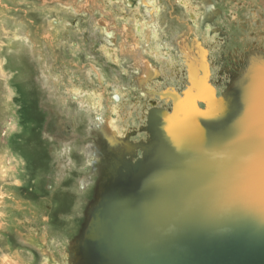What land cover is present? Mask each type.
<instances>
[{
  "label": "rangeland",
  "instance_id": "rangeland-1",
  "mask_svg": "<svg viewBox=\"0 0 264 264\" xmlns=\"http://www.w3.org/2000/svg\"><path fill=\"white\" fill-rule=\"evenodd\" d=\"M129 1L0 0V264H72L71 246L111 165L110 152L141 155L133 143L146 138L143 70L171 79L176 73L166 64L178 67L183 82L153 88L181 91L193 48L208 50L209 60L218 55L196 27L202 0H189L191 10L179 0H154L159 12ZM212 1L222 13L237 14L226 27V60L219 72L220 63H210L211 75L239 78L246 53L239 41L254 26L246 14L260 20L264 7L260 0ZM191 11L196 18L189 23ZM166 48L174 59L156 56ZM202 69L195 65L192 76ZM161 94L158 103L168 105Z\"/></svg>",
  "mask_w": 264,
  "mask_h": 264
},
{
  "label": "water",
  "instance_id": "water-1",
  "mask_svg": "<svg viewBox=\"0 0 264 264\" xmlns=\"http://www.w3.org/2000/svg\"><path fill=\"white\" fill-rule=\"evenodd\" d=\"M170 97L140 156L110 152L72 264H264V64L205 109Z\"/></svg>",
  "mask_w": 264,
  "mask_h": 264
},
{
  "label": "flooded vegetation",
  "instance_id": "flooded-vegetation-1",
  "mask_svg": "<svg viewBox=\"0 0 264 264\" xmlns=\"http://www.w3.org/2000/svg\"><path fill=\"white\" fill-rule=\"evenodd\" d=\"M148 1V0H147ZM181 3V0H179ZM210 3V5L213 7V11L214 14L211 15L212 18L209 16V18L206 15V3ZM131 2H134V0H132ZM141 4L145 3L144 5L147 6V10L149 8V11L152 10L151 12H153L154 10V6L152 4V2L147 3L146 0H140L139 1ZM154 2V0H153ZM156 3V2H154ZM205 3V4H204ZM258 3V2H257ZM182 4V3H181ZM239 4V1L236 0L235 5L237 6ZM260 4L264 7V0H260ZM183 5V4H182ZM193 5V4H192ZM184 6V5H183ZM185 7V6H184ZM242 8V7H241ZM247 7H245L246 10ZM160 10V9H159ZM159 10H157L159 12ZM201 13L198 14V19L195 21L196 22V27L198 29V31H203V33H205L206 40L207 41L208 46H213L217 52L218 55L217 57L213 58L212 60L208 59V50L203 49V48H191V46L188 49V54L190 55L191 53V49L195 50V53L193 52V56L191 58L188 57V61H190L189 64V70H187L186 72H188V74L184 77V79L186 80L187 85H185L183 88L184 90L181 91H177V89L173 88V87H164L162 88H153V86L156 87H162L165 83V81L167 80L168 82L173 81V82H183V78H179V73H181L182 71L178 68V67H171L170 65L166 64V67L169 66V68H171L172 70H175L176 76H173L171 79L169 77H165L163 75V73L159 70V69H155L152 67H149L148 69L149 72H146L145 70H143V75L142 78L140 80V78L138 79V84L140 85L141 83H145L147 85V87L144 89V91L146 92V96H148V100H147V107L146 110H166V111H170L171 110H175V105L172 101V99H170L168 96H177L180 100H184L185 97L186 99L189 97H193L192 94H196V90L198 88L201 87L202 90L205 89V87L208 85L210 88V90L215 94L216 97L222 96L223 92L225 90H228L229 88L233 87L235 85L236 82H240V80H242L244 74L248 71V69L250 67H253L254 65H262L264 64V38L263 40L257 39L255 32H253V29H262L264 30V18L260 17L257 23H255L254 21H251L252 18H250V15L246 14V17H249V24L252 25V23L254 24V26H251L252 32H248L247 33H243L242 35H244L243 37H241V40L239 42H241L240 44H244L245 46V51L246 53H240V55L243 56V60L242 62L244 63V71H242V73H240L239 78H237L236 75L232 74L230 76H227V80L226 78H223L222 74H217L215 76L211 75V70L210 67H215V65H217L218 63L219 66L217 68L216 71L219 72V69H222V63L226 60L224 57V53L222 50L223 48H225V43L228 41V36H229V32L228 30H226V27L228 26V23H230L234 17H232V14H234L236 16L237 11H232L229 12L230 14H224V12L222 13V8L221 6H219V4H215L212 0H202L201 1ZM245 12V11H244ZM233 15V16H234ZM193 16V15H192ZM188 22L192 23L193 18H191V14L188 15ZM254 18V17H253ZM261 19H263V22L261 21ZM226 20H228V22L226 23ZM223 21L222 24L218 25L217 22ZM247 22V23H248ZM260 22V23H259ZM242 27V26H241ZM247 30V29H246ZM252 37H249L247 35H252ZM150 37V34H148ZM255 35V36H254ZM179 37V35H176L175 38L173 39L176 40ZM150 40V39H149ZM259 43V44H258ZM192 45H194L193 43H191ZM172 50L175 49L174 45H172ZM163 54L161 55L160 53L157 54V52L155 53L156 56L160 57V59L164 58L166 60L168 59H174L176 57V55H173L170 53V50L168 48L164 49V51L162 52ZM223 61V62H222ZM201 63V66H203L202 72L198 71V73L194 74V76H192V71H194L195 65ZM211 63V66H210ZM147 69V70H148ZM152 70V71H151ZM206 71V72H205ZM242 76V77H241ZM241 77V79H240ZM127 80L124 79V81ZM184 80V82H185ZM140 81V82H139ZM128 83H130V80L128 81ZM221 86V89L218 91V87ZM160 93H162L161 95L163 96L162 99L163 101L167 102L168 101V105H165L164 103H162V105H160L158 103V101H160ZM159 94V95H158ZM116 95V96H115ZM153 96V97H150ZM201 96H197V98H200ZM203 98L204 95H203ZM112 99L113 102H120V96H118L117 93L112 94ZM205 100V99H204ZM196 106L198 107V109H205V103L201 102L200 100H196L195 101ZM148 113V111H147ZM146 113V114H147ZM93 165V164H92ZM89 187V186H88ZM83 189V188H82Z\"/></svg>",
  "mask_w": 264,
  "mask_h": 264
},
{
  "label": "bare ground",
  "instance_id": "bare-ground-1",
  "mask_svg": "<svg viewBox=\"0 0 264 264\" xmlns=\"http://www.w3.org/2000/svg\"><path fill=\"white\" fill-rule=\"evenodd\" d=\"M131 1V0H130ZM129 1V2H130ZM151 1V0H150ZM155 2V1H154ZM153 1H152V4H153V8H154V10H158L157 8H159L158 7V5L156 4V3H154ZM209 2H210V0H209ZM181 3H184L185 4V6H186V8L188 7L190 10L191 9H193V7H192V5L190 4V2H189V0H181ZM205 4V3H204ZM136 6V5H135ZM188 9V10H189ZM206 9H207V11H206V15H207V17L209 18V16L212 18V16L211 15H213L214 14V9H213V7L210 5V3H208V1H207V3H206ZM152 11V10H151ZM194 12V11H193ZM196 12V11H195ZM191 18H193V20H195V18H196V15L195 14H193L192 13V11H191ZM193 15V16H192ZM251 17V16H250ZM253 19V18H252ZM253 21L255 22V23H257L258 22V17H255L254 19H253ZM261 21H262V19H261ZM263 22V21H262ZM260 23V22H259ZM139 30H140V28H139ZM155 32V31H154ZM256 32V31H255ZM145 33V37L147 38V36H148V38H150L149 37V35L148 34H150V29L149 30H147V31H145L144 32ZM257 33V32H256ZM154 34V33H153ZM256 37H257V39H260V40H263V38H264V32H262L260 29H259V35L257 34L256 35ZM158 43V42H157ZM259 44V43H258ZM113 57V56H112ZM203 67V66H202ZM149 70L150 69H145V71L146 72H149ZM152 71V70H151ZM150 73V72H149ZM201 93H204V94H201ZM210 93L212 94V91H210V89L208 88V90H206V88L204 89V90H202V91H199L198 93H197V95L196 96H193V97H191V98H187L186 99V101H183V100H180L179 99V102H178V105H177V108H182V107H184V106H186L187 105V101L189 100L190 102L192 101V102H194L195 101V99H197V96L199 95H204V99H206L207 100V96L208 95H210ZM116 96V95H115ZM119 96V95H118ZM202 97V96H201ZM203 98V97H202ZM113 116H114V114H113ZM127 147H129L130 149H132L131 147V145L130 144H127Z\"/></svg>",
  "mask_w": 264,
  "mask_h": 264
}]
</instances>
